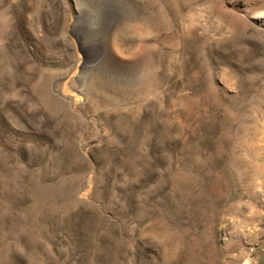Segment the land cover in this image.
Masks as SVG:
<instances>
[{
    "label": "rangeland",
    "instance_id": "rangeland-1",
    "mask_svg": "<svg viewBox=\"0 0 264 264\" xmlns=\"http://www.w3.org/2000/svg\"><path fill=\"white\" fill-rule=\"evenodd\" d=\"M0 264H264V0H0Z\"/></svg>",
    "mask_w": 264,
    "mask_h": 264
},
{
    "label": "bare ground",
    "instance_id": "bare-ground-1",
    "mask_svg": "<svg viewBox=\"0 0 264 264\" xmlns=\"http://www.w3.org/2000/svg\"><path fill=\"white\" fill-rule=\"evenodd\" d=\"M79 88H80V91H79V95L81 96V97H86L85 96V85H84V83H83V81L81 80V79H79Z\"/></svg>",
    "mask_w": 264,
    "mask_h": 264
}]
</instances>
